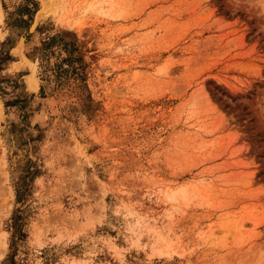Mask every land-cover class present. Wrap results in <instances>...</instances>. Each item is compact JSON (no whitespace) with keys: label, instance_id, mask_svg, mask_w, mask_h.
Wrapping results in <instances>:
<instances>
[{"label":"rangeland","instance_id":"obj_1","mask_svg":"<svg viewBox=\"0 0 264 264\" xmlns=\"http://www.w3.org/2000/svg\"><path fill=\"white\" fill-rule=\"evenodd\" d=\"M0 264H264V0H0Z\"/></svg>","mask_w":264,"mask_h":264},{"label":"bare ground","instance_id":"obj_2","mask_svg":"<svg viewBox=\"0 0 264 264\" xmlns=\"http://www.w3.org/2000/svg\"><path fill=\"white\" fill-rule=\"evenodd\" d=\"M33 81H35V80H33ZM35 83V82H34ZM31 86V85H30ZM35 90V89H34Z\"/></svg>","mask_w":264,"mask_h":264}]
</instances>
